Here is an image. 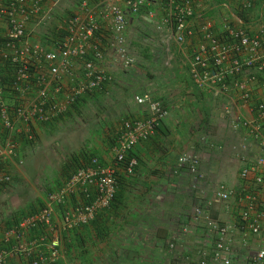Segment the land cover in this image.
<instances>
[{
	"label": "crops",
	"instance_id": "0c3cea01",
	"mask_svg": "<svg viewBox=\"0 0 264 264\" xmlns=\"http://www.w3.org/2000/svg\"><path fill=\"white\" fill-rule=\"evenodd\" d=\"M48 1L52 26L60 22L56 20L59 14L82 13L85 1L91 8L98 5L103 29L97 47L104 49L105 55L97 64L114 79L104 89L88 93L67 115L35 123V139L19 138L18 153L5 156L12 175L9 183L0 185V252H7L5 264H31L48 251L53 240L58 242L60 254L48 264H197L202 260L222 264L212 258L216 225L231 228L230 255L236 264H264L252 258L264 247V235L255 236L239 218L245 204L239 195L240 170L246 163L243 158L249 155L252 160L264 151L245 128L232 124L224 111L226 99L199 89L189 74L186 60L200 39L201 19L194 20L182 48L168 39L164 4L143 7L139 13L127 10V38L137 63L125 69L116 52L106 48L113 34L108 9L125 0ZM225 1L234 12L246 14L237 0H206L197 9L220 32L229 16L222 7ZM253 2L245 25L256 31L264 23V1ZM234 25L239 26L237 22ZM6 29V22L0 20V31ZM74 63L77 73L82 63L79 58ZM146 92L162 99L169 115L151 138L134 146L135 172L119 163L117 192L110 206L91 222L64 229V214L87 199L79 186L62 203H51L48 193L63 189L79 168L90 165V156H98L104 165L114 162L122 121L149 113L148 105L135 101L136 95ZM6 96L11 104V94L6 92ZM240 107L247 117H253L248 105L241 102ZM2 131L0 122V139ZM245 144L249 149H244ZM185 152L200 156L201 178L178 165V157ZM73 156L79 161L71 162ZM20 158L25 164H19ZM223 184L235 190L228 202L215 196ZM45 205L54 211L51 226L38 224L28 231L20 228L25 217ZM20 246L27 250L10 252Z\"/></svg>",
	"mask_w": 264,
	"mask_h": 264
},
{
	"label": "built area",
	"instance_id": "2783aa9c",
	"mask_svg": "<svg viewBox=\"0 0 264 264\" xmlns=\"http://www.w3.org/2000/svg\"><path fill=\"white\" fill-rule=\"evenodd\" d=\"M204 1L125 0L124 4H112L108 12L113 34L106 48L116 52L125 69L137 63L127 38V10L139 13L143 7L164 4L163 24L169 33L168 39L182 48L187 45L194 20L201 19L200 39L186 60L189 74L199 89L226 99L224 111L232 124L245 128L264 151V23L256 31L245 25V15L254 7L253 0H237V6L246 12L245 15L234 12L230 2L225 1L222 7L227 9L229 16L224 19L220 32L210 20L198 14L197 9ZM49 11L52 12V8L48 0H0V20L7 24L6 31H0V122L3 129L0 185L12 179L5 156L18 153L21 149L19 138L35 139V123L51 122L67 115L88 93L104 89L114 79L112 73L97 64L105 55L104 49L97 47L98 35L103 29L98 5L91 8L85 1L82 13L59 14L56 20L60 22L55 26L51 25ZM235 22L239 26H233ZM76 58L82 63L77 73L73 69ZM6 92L11 94V104ZM135 101L148 105L149 113L122 121L114 144V162L104 165L98 156H92L90 165L79 168L63 189L48 193L51 203H62L67 194L79 186L87 199L64 214V229L89 223L110 206L117 192L116 166L124 162L127 171L135 172L138 160L131 154L134 146L151 138L160 121L169 115L163 100L149 92L136 95ZM241 102L248 105L253 117H247L240 110ZM244 146L249 149L247 144ZM249 158V155L243 158L246 163L240 170L239 195L245 204L239 218L255 236H260L264 235V196H261L264 192V154ZM22 159L18 160L20 165L24 163ZM178 165L186 167L197 178L203 176L199 170L200 156L195 153H182ZM234 194V189L223 184L215 196L217 200L228 202ZM53 216V208L45 205L25 217L20 228L28 231L38 224L51 226ZM230 229L229 225L215 226L217 236L212 258L222 264H236L230 255ZM26 250L20 246L10 252ZM6 254V251L0 252V264H5ZM59 254V244L53 240L48 244V251L34 258L31 264L54 262ZM252 258L255 262H264V247ZM197 264L207 262L202 260Z\"/></svg>",
	"mask_w": 264,
	"mask_h": 264
},
{
	"label": "trees",
	"instance_id": "16d2710c",
	"mask_svg": "<svg viewBox=\"0 0 264 264\" xmlns=\"http://www.w3.org/2000/svg\"><path fill=\"white\" fill-rule=\"evenodd\" d=\"M264 1V0H263ZM164 102V101H163ZM165 104V103H164ZM166 106V105H165ZM92 159V156H90V158H89V161ZM77 161H79V158H78V156H73L72 157V160H71V162H77Z\"/></svg>",
	"mask_w": 264,
	"mask_h": 264
},
{
	"label": "rangeland",
	"instance_id": "374dc122",
	"mask_svg": "<svg viewBox=\"0 0 264 264\" xmlns=\"http://www.w3.org/2000/svg\"><path fill=\"white\" fill-rule=\"evenodd\" d=\"M25 160V159H24ZM24 164H25V162H24ZM49 178V177H48Z\"/></svg>",
	"mask_w": 264,
	"mask_h": 264
}]
</instances>
